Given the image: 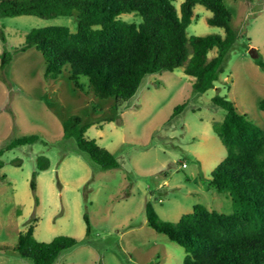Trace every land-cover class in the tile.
<instances>
[{
  "label": "rangeland",
  "instance_id": "obj_1",
  "mask_svg": "<svg viewBox=\"0 0 264 264\" xmlns=\"http://www.w3.org/2000/svg\"><path fill=\"white\" fill-rule=\"evenodd\" d=\"M182 1L176 2L178 8ZM225 5L239 37L214 88L195 92L194 77L179 67L146 75L118 111L113 99L100 100L91 91L77 90L66 72L46 78L45 61L37 49L16 52L33 28L67 26L76 32L75 15L0 19L6 46L14 53L11 63L0 69V149H5V165L0 167V264H33L17 251L19 235L30 225L39 241L58 235L78 239L54 264H182L185 249L149 225L147 204L161 220L174 223L198 203L233 211L229 194L208 187L212 170L227 156L213 129L226 112L212 99L227 97L264 129V111L259 108L264 69L255 61H264V0H226ZM211 16L197 4L188 36H224V28L208 23ZM121 18L142 21L134 12ZM3 47L0 40V58ZM216 54L214 48L209 57ZM184 102V109L174 115ZM75 114L94 123L86 135L115 154L118 168L102 169L74 138L64 136L63 122ZM30 134L38 136L34 143L6 149L14 139ZM42 155L51 165L37 176L34 192L31 181ZM16 159L21 165L13 162ZM85 214L92 228L88 235Z\"/></svg>",
  "mask_w": 264,
  "mask_h": 264
},
{
  "label": "trees",
  "instance_id": "obj_2",
  "mask_svg": "<svg viewBox=\"0 0 264 264\" xmlns=\"http://www.w3.org/2000/svg\"><path fill=\"white\" fill-rule=\"evenodd\" d=\"M177 1L0 0V19L75 15L76 32L67 26L36 27L16 52L37 49L45 61L46 78H57L66 72L77 90L91 91L100 100L113 99V109L118 111L136 94L146 75L184 67V72L194 77V91L200 93L214 88L219 80L223 63L239 37L231 25L226 0H183L179 8ZM197 4L212 12L208 23L224 28V36L216 33L188 36ZM133 12L142 17L141 22L121 18L122 14ZM0 40L4 46L0 69L4 70L14 56L6 46L4 25H0ZM214 48L217 54L210 58L209 52ZM255 61L264 69L261 57ZM212 101L226 112L213 129L226 146L227 156L212 170L208 187L229 194L233 211L220 212L198 203L174 223L161 220L148 203V223L185 249L182 264H264V129L247 113H240L227 97L216 95ZM186 104L178 105L174 115ZM259 108L264 111V98ZM93 124L81 115H72L63 122L64 136L74 138L78 148L102 169L118 168L120 163L115 154L86 135ZM37 139L35 134L26 135L14 139L6 149L32 144ZM4 152L5 149H0V167L5 165ZM13 162L19 166L22 160ZM50 165L49 157L39 156L31 181L34 192L37 176ZM85 221L88 235L92 228L87 214ZM77 244L78 239L68 235H58L49 242L39 241L35 226L30 225L19 235L17 251L33 264H54L62 252Z\"/></svg>",
  "mask_w": 264,
  "mask_h": 264
},
{
  "label": "water",
  "instance_id": "obj_3",
  "mask_svg": "<svg viewBox=\"0 0 264 264\" xmlns=\"http://www.w3.org/2000/svg\"><path fill=\"white\" fill-rule=\"evenodd\" d=\"M250 53H251L253 56H255V57H256L255 50L251 49V50H250Z\"/></svg>",
  "mask_w": 264,
  "mask_h": 264
},
{
  "label": "built area",
  "instance_id": "obj_4",
  "mask_svg": "<svg viewBox=\"0 0 264 264\" xmlns=\"http://www.w3.org/2000/svg\"><path fill=\"white\" fill-rule=\"evenodd\" d=\"M183 166H184V167H186V166H187V164H186V163H184V164H183Z\"/></svg>",
  "mask_w": 264,
  "mask_h": 264
}]
</instances>
